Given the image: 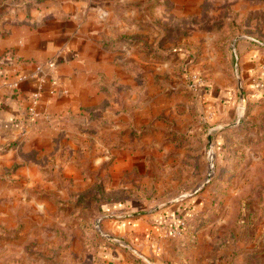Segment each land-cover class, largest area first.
<instances>
[{"label":"rangeland","instance_id":"rangeland-1","mask_svg":"<svg viewBox=\"0 0 264 264\" xmlns=\"http://www.w3.org/2000/svg\"><path fill=\"white\" fill-rule=\"evenodd\" d=\"M125 2L102 40L124 80L63 122L40 180L0 182V264H104L117 247L151 264L109 220L165 209L188 215L171 227L188 264H264V0Z\"/></svg>","mask_w":264,"mask_h":264},{"label":"crops","instance_id":"crops-1","mask_svg":"<svg viewBox=\"0 0 264 264\" xmlns=\"http://www.w3.org/2000/svg\"><path fill=\"white\" fill-rule=\"evenodd\" d=\"M125 4V0H0V182L9 184L14 176L19 181L40 180L41 158L59 150L56 141L63 122L102 99L100 79L115 74L124 80L126 75L114 62L120 52L103 48L102 40L113 35L108 25L115 6ZM247 46L238 43V52L248 51ZM260 71L256 75L264 81ZM34 93L38 100L32 116L28 110ZM12 165L17 166L15 171ZM181 213L185 214L182 209ZM174 215L171 210L158 211L152 216V221L157 217L154 225L141 217L109 220V229L135 250L150 245L158 254L151 264L193 263L187 254L193 255L195 248H187L186 240L172 232ZM116 249L104 251V264H143L136 252Z\"/></svg>","mask_w":264,"mask_h":264},{"label":"trees","instance_id":"trees-1","mask_svg":"<svg viewBox=\"0 0 264 264\" xmlns=\"http://www.w3.org/2000/svg\"><path fill=\"white\" fill-rule=\"evenodd\" d=\"M248 43V46H247V50H249V49H254V47H256L257 46V43L256 42H252V41H248L247 42ZM259 44V43H258ZM237 45H238V43H237ZM237 45H236V48H237ZM244 50H246V49H244ZM243 52V51H242ZM241 54V53H240ZM256 77H257V81L258 82H264L263 80H262V78L260 77V76H257L256 75ZM260 77V78H259ZM198 88H200V90L201 89H204L205 91H207L208 90V86H207V84L206 83H204V82H202L199 86H198ZM213 92V90H211L210 91V93H212ZM211 95V94H210ZM217 96H219L218 95V90H215L214 91V99L215 98H217ZM119 204H122L121 202H118ZM188 215L185 213V214H182L181 212H180V215H177V214H175L174 215V217H175V219L177 220V221H179V222H181L185 217H187ZM165 218V217H164ZM179 225H180V223H172V224H170V226H172V227H174V226H178L179 227ZM135 257H136V259L137 260H141L142 261V259L140 258V257H138L137 255H135ZM143 262V264H146L144 261H142Z\"/></svg>","mask_w":264,"mask_h":264},{"label":"built area","instance_id":"built-area-1","mask_svg":"<svg viewBox=\"0 0 264 264\" xmlns=\"http://www.w3.org/2000/svg\"><path fill=\"white\" fill-rule=\"evenodd\" d=\"M192 82H194V86L195 88H197L203 81H200V79H198L195 75L192 76ZM37 100H38V94L37 93H34L33 96H32V103H31V106L29 107V114L34 116L35 115V110H34V107H35V104L37 103Z\"/></svg>","mask_w":264,"mask_h":264},{"label":"water","instance_id":"water-1","mask_svg":"<svg viewBox=\"0 0 264 264\" xmlns=\"http://www.w3.org/2000/svg\"><path fill=\"white\" fill-rule=\"evenodd\" d=\"M239 88H240V85H239Z\"/></svg>","mask_w":264,"mask_h":264}]
</instances>
